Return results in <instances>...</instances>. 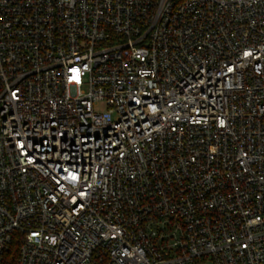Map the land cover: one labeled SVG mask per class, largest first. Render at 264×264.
Listing matches in <instances>:
<instances>
[{
    "label": "built area",
    "instance_id": "2783aa9c",
    "mask_svg": "<svg viewBox=\"0 0 264 264\" xmlns=\"http://www.w3.org/2000/svg\"><path fill=\"white\" fill-rule=\"evenodd\" d=\"M0 264H264V0H0Z\"/></svg>",
    "mask_w": 264,
    "mask_h": 264
}]
</instances>
